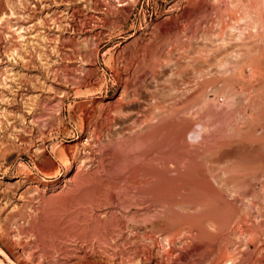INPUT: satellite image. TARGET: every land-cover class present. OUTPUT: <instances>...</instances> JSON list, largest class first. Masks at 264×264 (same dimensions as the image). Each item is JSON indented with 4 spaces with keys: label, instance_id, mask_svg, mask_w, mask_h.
Listing matches in <instances>:
<instances>
[{
    "label": "rangeland",
    "instance_id": "374dc122",
    "mask_svg": "<svg viewBox=\"0 0 264 264\" xmlns=\"http://www.w3.org/2000/svg\"><path fill=\"white\" fill-rule=\"evenodd\" d=\"M215 2L0 0V261L161 263L162 250L169 247L167 241L163 240L162 246L144 236L142 250L131 255L130 261H121L117 255H97L85 242L72 238L64 241L72 252L68 257L53 252L45 258L39 256L35 237L20 233L18 225H26L31 215L38 214L41 194L69 186L76 165L95 170L99 155L96 141L127 135L135 128V120L156 101L168 99L169 87L181 90L187 85L183 82L192 66L185 62L198 59V52L205 50L211 56L202 59L226 54L228 42L226 48L211 46L219 27L211 9ZM178 79H184L183 85ZM244 99L247 101L238 96L239 102L245 103ZM61 155L68 160H61ZM20 208L25 209L27 218L10 220ZM94 208L101 218L129 210L117 203ZM234 224L235 219L231 227ZM248 226H243L246 232L240 235L241 244L226 250L232 264H264V222L253 242L246 234ZM228 231L229 241L238 239L231 228ZM134 232L125 228L112 243H121ZM176 246L180 248L182 243ZM85 251L89 258L83 257ZM250 251L253 254L248 259ZM217 255L216 248L207 245L194 251L184 264H212ZM167 262L176 264L172 259Z\"/></svg>",
    "mask_w": 264,
    "mask_h": 264
},
{
    "label": "bare ground",
    "instance_id": "6f19581e",
    "mask_svg": "<svg viewBox=\"0 0 264 264\" xmlns=\"http://www.w3.org/2000/svg\"><path fill=\"white\" fill-rule=\"evenodd\" d=\"M211 9L219 22L211 46L226 48L228 42L229 50L218 59L198 52V59L184 63L192 66L183 79L187 85L169 87L166 105L156 101L127 135L96 141L95 170L78 164L68 187L41 194L38 214L18 225L20 233L35 237L39 256L68 257L64 241L72 238L97 255L130 261L144 236L162 246L167 241L160 264H184L207 245L218 251L212 264H232L226 250L241 244L244 225L254 241L264 222V0H217ZM110 203L129 210L107 218L94 212ZM242 208L246 213H239ZM16 217L26 219L25 209L10 220ZM125 228L135 232L112 243ZM229 228L238 239L229 241Z\"/></svg>",
    "mask_w": 264,
    "mask_h": 264
}]
</instances>
